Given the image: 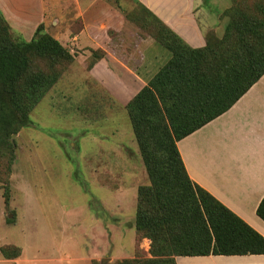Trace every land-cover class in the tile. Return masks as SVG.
Returning a JSON list of instances; mask_svg holds the SVG:
<instances>
[{
  "label": "trees",
  "instance_id": "16d2710c",
  "mask_svg": "<svg viewBox=\"0 0 264 264\" xmlns=\"http://www.w3.org/2000/svg\"><path fill=\"white\" fill-rule=\"evenodd\" d=\"M131 1L137 9L124 14L126 21L170 59L125 106L150 179L142 190L151 209L159 207L156 213L138 209L135 219V231L150 240L154 259L115 264L264 255V238L190 180L176 147L227 112L264 76V4L232 0L222 14L227 18L223 35L207 32L204 47L193 49L139 1ZM48 11L45 7V22L29 42L11 30L0 12V146L13 147L9 137L32 124L30 113L74 60L48 33ZM102 56V51H92L88 69ZM256 215L264 222V199ZM21 253L17 247H0L5 260L19 259Z\"/></svg>",
  "mask_w": 264,
  "mask_h": 264
},
{
  "label": "rangeland",
  "instance_id": "374dc122",
  "mask_svg": "<svg viewBox=\"0 0 264 264\" xmlns=\"http://www.w3.org/2000/svg\"><path fill=\"white\" fill-rule=\"evenodd\" d=\"M71 1L75 2L67 0ZM108 1L122 11L117 10L119 24L137 31L124 17L137 9L132 1ZM202 1V31L221 37L227 21L222 14L232 0ZM247 1L264 4V0ZM50 2L56 11L65 12L72 32H77L75 4L64 7L65 0H45L46 10ZM99 56L98 52L95 57ZM65 68L30 113L32 124L9 137L13 147L0 146V247L24 249L23 256L13 261L0 254V264L154 259L150 240L135 231V219L138 209L156 213L159 207L151 209V199L142 190L150 186V179L125 106L102 97L89 83H80L85 73L79 63L73 60Z\"/></svg>",
  "mask_w": 264,
  "mask_h": 264
},
{
  "label": "crops",
  "instance_id": "0c3cea01",
  "mask_svg": "<svg viewBox=\"0 0 264 264\" xmlns=\"http://www.w3.org/2000/svg\"><path fill=\"white\" fill-rule=\"evenodd\" d=\"M137 1L191 48L204 47L199 19L202 0ZM66 3L75 4L80 28L72 32L65 12L56 11L50 2L49 32H55L52 35L74 55V64L81 65L85 79L80 83H89L102 97L126 106L170 59L168 52L127 23L119 24V12L108 0H65L64 7ZM0 12L11 30L28 41L45 22V0H0ZM98 49L103 56L87 69L91 52ZM176 147L190 180L264 238V222L256 215L264 199V76L227 112L178 141ZM175 261L264 264V255L176 257Z\"/></svg>",
  "mask_w": 264,
  "mask_h": 264
},
{
  "label": "water",
  "instance_id": "95a60500",
  "mask_svg": "<svg viewBox=\"0 0 264 264\" xmlns=\"http://www.w3.org/2000/svg\"><path fill=\"white\" fill-rule=\"evenodd\" d=\"M105 262V260H102L101 264H103Z\"/></svg>",
  "mask_w": 264,
  "mask_h": 264
}]
</instances>
